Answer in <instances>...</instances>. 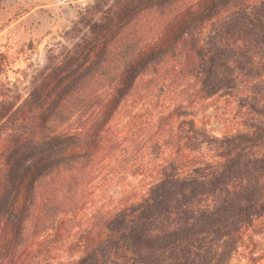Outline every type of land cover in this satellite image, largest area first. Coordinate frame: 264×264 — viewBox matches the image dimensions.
I'll return each instance as SVG.
<instances>
[{"label": "trees", "instance_id": "obj_1", "mask_svg": "<svg viewBox=\"0 0 264 264\" xmlns=\"http://www.w3.org/2000/svg\"><path fill=\"white\" fill-rule=\"evenodd\" d=\"M70 33L0 92V264H264V0H95Z\"/></svg>", "mask_w": 264, "mask_h": 264}, {"label": "rangeland", "instance_id": "obj_2", "mask_svg": "<svg viewBox=\"0 0 264 264\" xmlns=\"http://www.w3.org/2000/svg\"><path fill=\"white\" fill-rule=\"evenodd\" d=\"M94 2L0 0V92L4 84L25 94L30 80L41 73L48 56L58 55L77 38L70 33L72 21L78 12ZM198 123L213 134L228 132V126L214 117L212 108L199 112ZM129 180L136 183L138 176L130 175ZM125 186L126 183L113 181L106 192L116 196ZM233 264L249 263L237 259Z\"/></svg>", "mask_w": 264, "mask_h": 264}, {"label": "built area", "instance_id": "obj_3", "mask_svg": "<svg viewBox=\"0 0 264 264\" xmlns=\"http://www.w3.org/2000/svg\"><path fill=\"white\" fill-rule=\"evenodd\" d=\"M59 3L68 2L69 0H57Z\"/></svg>", "mask_w": 264, "mask_h": 264}]
</instances>
